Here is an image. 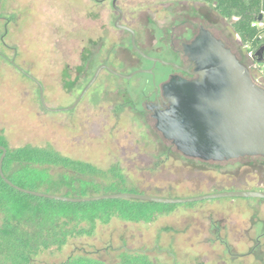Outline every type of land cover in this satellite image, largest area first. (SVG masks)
<instances>
[{
	"label": "rangeland",
	"instance_id": "1",
	"mask_svg": "<svg viewBox=\"0 0 264 264\" xmlns=\"http://www.w3.org/2000/svg\"><path fill=\"white\" fill-rule=\"evenodd\" d=\"M113 2L0 0V135L8 147L50 144L66 157L103 170L118 167L129 188L162 199L264 191V158L204 162L184 157L163 138L145 106L154 92L149 75L123 79L104 69L78 102L102 65L124 75L151 67L132 47L130 33L116 27L119 13ZM116 5L122 23L136 32L137 45L149 56L171 61V48L183 52V42L172 38L196 21L257 73L230 24L202 1L117 0ZM260 68L264 77V65ZM167 73L159 68L158 86L168 81ZM262 79L258 85L264 88ZM152 204L153 221L114 217L108 224L96 222L91 235L44 254L39 264L64 262L76 249L100 251L94 257L108 264L118 263L119 254L110 250L120 249L151 251L149 264H264V250L254 256L231 251L241 256L234 259L209 243L215 239L213 221L224 226L233 217H248L240 220L247 229L249 217L264 219V200ZM229 232L223 230L222 236L237 242Z\"/></svg>",
	"mask_w": 264,
	"mask_h": 264
},
{
	"label": "trees",
	"instance_id": "2",
	"mask_svg": "<svg viewBox=\"0 0 264 264\" xmlns=\"http://www.w3.org/2000/svg\"><path fill=\"white\" fill-rule=\"evenodd\" d=\"M197 1L207 3L230 24L257 66V73L256 68L250 72L258 84V80L264 78L260 68L264 65V52L262 57L257 56L264 48V25L260 26L258 22L259 16H264V0ZM0 146L7 149L3 163L6 178L26 190L72 198L126 192L143 194L134 187H128L120 168L103 170L66 157L50 144L10 149L2 134ZM2 154L0 151V158ZM155 208V204L140 200L87 203L48 200L18 192L0 177V264H39L44 254L53 249L60 251L71 240L91 235L96 222L108 224L115 217L127 222L148 223L155 218ZM83 224L91 229H84ZM110 252L119 254L117 264H149L147 258L152 255L145 249ZM98 253L100 251L76 249L64 262L57 264H108L94 257Z\"/></svg>",
	"mask_w": 264,
	"mask_h": 264
},
{
	"label": "water",
	"instance_id": "3",
	"mask_svg": "<svg viewBox=\"0 0 264 264\" xmlns=\"http://www.w3.org/2000/svg\"><path fill=\"white\" fill-rule=\"evenodd\" d=\"M114 0V7H116ZM120 17L116 22L117 28ZM264 23V16L258 18ZM133 45L135 48V34ZM264 48L261 50L263 51ZM184 51L196 64L193 80L172 79L162 90L170 108L157 117V129L186 158L204 162H226L247 157L264 158V88L252 79L249 68L223 41L209 30L200 33ZM257 55H260L258 53ZM144 57L148 58L144 55ZM154 63L169 65L160 59L148 58ZM123 79L150 71L138 70L130 75L118 73L102 65L87 85L78 102L89 91L102 70ZM75 106L68 110H72ZM0 158V177L18 192L38 198L64 203H87L103 200H140L157 204H190L219 198H246L264 200L263 191H229L192 199H162L136 193H117L88 198H72L26 190L8 180L3 172L7 149Z\"/></svg>",
	"mask_w": 264,
	"mask_h": 264
},
{
	"label": "flooded vegetation",
	"instance_id": "4",
	"mask_svg": "<svg viewBox=\"0 0 264 264\" xmlns=\"http://www.w3.org/2000/svg\"><path fill=\"white\" fill-rule=\"evenodd\" d=\"M202 4L208 7V4L205 2H202ZM113 8L118 12L117 9H119V8L117 7V5H116V7H114V2H113ZM121 15H122V17H121V20L119 22V25L123 28H118V30L130 33L131 44H132V47L134 48V50L142 58H144L145 60H147L148 62L151 63V67L149 69H142V70L150 71V72L141 73V74L149 75L151 78L149 83L154 86V92L152 93V96H148L149 98L147 99L148 101L145 104V106H146L147 110L149 112H151V116L153 117V120H155V128L157 129V119L156 118L159 117L163 112L167 111L171 106L170 102L164 96V92L162 90V87L166 83L171 81L172 79H186V80L191 81V80L196 78V76L192 75L194 73V71L196 70V64L194 63V61L192 59H190L188 57V55H186V53L184 51V46L191 44L196 39V37L199 35L200 28H205V27L200 25L196 21L195 22H190V21L187 22L190 25L184 29L182 34H180L179 37H176V38L173 37L172 38V41L183 42V46H182L183 52H181L180 50H178L174 47L171 48V61H165V62L170 63V64L164 65V64H161L159 62L154 63L152 60L148 59V58H155V59H160V58L149 56V55L145 54L140 49V47L137 45L136 32L128 26V23H122L124 20L122 11H121ZM119 17H120V13H119ZM132 32H134V34H135V45L137 48H135L133 45V34H132ZM192 35H193V38L191 40L186 39V36L189 37ZM263 52H264V50L260 51L259 52L260 55H257V56L262 57ZM144 55L147 56L148 58L144 57ZM236 56H237V54H236ZM259 61H262V59H259ZM241 62L244 65H246L245 62H243V61H241ZM160 67H165L166 69H168L167 74H169V78H168L167 82L158 86L157 85L158 78L161 79V77H159V75H158ZM157 131L162 135V133L158 129H157ZM167 142H169L173 146V148L177 152H179L177 150V148L170 141H167ZM258 191H263V190H258ZM247 218L248 217H241V216L233 217V220L231 221L230 225H227L228 222L225 221L224 226H223V221L222 222L221 221H216V222L213 221V223L211 225V231L213 230L215 232V239H211L209 243L211 245H218L220 250L228 252L229 255L235 257L234 259L240 258L241 256L239 254H232L231 251L247 250V251H249V253L246 254L247 256H250V255L254 256L256 251H263L264 250V219L256 218L255 216L249 217L250 226L247 227V229H245L244 227L240 226V223H241L240 220L244 221V219H247ZM223 230H226L228 232L230 231L226 235L228 236L229 234H232V235L234 234L235 239L238 241L237 242H231V241H229L228 237H226V236L223 237L222 236ZM156 247L158 248V245ZM242 257H245V255L243 254ZM258 262H260L259 259H258Z\"/></svg>",
	"mask_w": 264,
	"mask_h": 264
},
{
	"label": "built area",
	"instance_id": "5",
	"mask_svg": "<svg viewBox=\"0 0 264 264\" xmlns=\"http://www.w3.org/2000/svg\"><path fill=\"white\" fill-rule=\"evenodd\" d=\"M263 25H264V23H260V26H263ZM253 26H256V25L254 24ZM263 85H264V82H263Z\"/></svg>",
	"mask_w": 264,
	"mask_h": 264
}]
</instances>
